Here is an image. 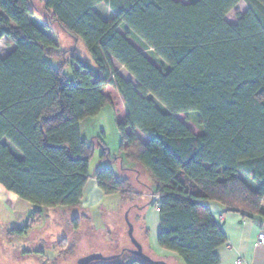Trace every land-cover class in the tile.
I'll return each mask as SVG.
<instances>
[{
  "label": "trees",
  "instance_id": "1",
  "mask_svg": "<svg viewBox=\"0 0 264 264\" xmlns=\"http://www.w3.org/2000/svg\"><path fill=\"white\" fill-rule=\"evenodd\" d=\"M242 1L248 10L232 25L226 18ZM42 3L69 36L84 42L92 64L73 57L70 75L66 63L51 64L61 53L30 0H0V42L15 47L0 58V184L36 209L34 219L43 208L80 206L95 149L81 125L112 106L105 95L111 87L127 112L117 125L123 155L111 159L100 141V159L127 160L149 174L160 250L184 264H220L216 252L227 239L209 205L264 223V0ZM103 3L111 20L95 10ZM112 59L137 87L117 74ZM189 113L199 116L201 135L177 117ZM93 178L106 196L131 193L129 180L109 167ZM119 264L148 263L134 256Z\"/></svg>",
  "mask_w": 264,
  "mask_h": 264
},
{
  "label": "rangeland",
  "instance_id": "2",
  "mask_svg": "<svg viewBox=\"0 0 264 264\" xmlns=\"http://www.w3.org/2000/svg\"><path fill=\"white\" fill-rule=\"evenodd\" d=\"M177 1L188 2V0ZM30 2L33 16L43 26L49 27L57 44V51L61 53L49 59V62L56 67L66 63L64 72L68 75L71 74L73 57L81 58L92 64L84 42L72 38L54 22L44 10L42 0H30ZM102 8L105 7L101 6L97 9L103 17L100 16L105 20L112 19L114 16L112 11L108 8L110 15L108 16V13L104 15L101 12ZM226 19L229 23H236L238 16L233 11ZM119 31L125 35L122 28ZM129 40L158 68H163V65L149 52L144 51L136 40L132 38ZM14 48L8 39L2 40L0 58H6ZM112 62L117 74L137 87V81L118 62L113 59ZM105 95L111 100L112 106H107L97 118L81 125L83 138L95 143L94 155L89 166L90 180L85 189L82 204L75 208H43L41 222L35 224L29 233L23 235L10 234L13 231L8 225L14 220H10L9 217L17 218L15 221L18 224L17 230H19L24 228L23 226L27 224L24 220L27 221L29 217H32L36 209L0 204V264H77L80 259L92 254H100L104 257L119 256L120 258L112 261H95L91 264H119L126 258H134L129 252L134 249L129 235V224L134 229V239L142 246L145 255L154 261H163L166 264H184L179 258L161 254L155 247L153 235L156 226L153 228L152 220H150L151 226L148 224L146 217L148 211L144 209L153 199L151 193L153 181L149 174L139 165L127 160L122 163L119 159L117 162L100 159L103 151L100 141L109 148L111 159L123 155L122 140L114 113L116 111L119 116L124 117L121 97L111 87L107 88ZM177 117L196 135L202 134L199 125L200 118L196 113L177 115ZM140 135L144 140L146 139L141 132ZM102 167L111 168L119 180H129L131 193L126 196L94 194L91 186L94 182L93 176ZM154 198L157 197L154 196Z\"/></svg>",
  "mask_w": 264,
  "mask_h": 264
},
{
  "label": "crops",
  "instance_id": "3",
  "mask_svg": "<svg viewBox=\"0 0 264 264\" xmlns=\"http://www.w3.org/2000/svg\"><path fill=\"white\" fill-rule=\"evenodd\" d=\"M101 6L105 7L101 9V12H103L104 15L108 13L109 16L110 15V12L108 10L109 7L106 3L96 6L95 7L96 12L98 13L97 9ZM247 10H248L247 4L244 1H242L237 5V7L233 11L238 16L239 19V16L244 15L247 12ZM98 14L101 15L100 13ZM237 22L238 20L236 21V23H230V24L236 25ZM123 109H124V117L119 116L116 111L114 112L115 117H117L116 118L117 124L126 122L127 112L124 107V104H123ZM135 133L141 142L143 143L147 142L148 140L147 137L144 135L146 137V139L144 140L140 135V131L137 130L135 131ZM10 149L19 157V153L16 150H14L12 147ZM91 186L94 194L98 196L104 195V193L99 189L98 183L95 180ZM152 198H153L152 202L149 204V206L147 205L148 207L144 209L148 211L146 216L148 218V224L151 226L150 220H152L153 228L156 226L155 233L153 235V238H155V247L159 252H161V254H168L172 257L178 258L177 255L175 254H171L160 250V248L157 245V236L160 227L158 198H154L153 195ZM91 200H93V198H91ZM0 204H3L5 206L7 204H10L12 206L19 205L21 208L24 209H29L30 207H32L30 203L20 199L17 195L7 191L1 184H0ZM209 209L214 219L220 226L224 236L227 239V243L224 246L220 247L216 252L220 264H264V245H260L258 242L259 234L262 231H264V223L258 220H253L248 218L246 219L241 214L227 212L218 205L211 204L209 205ZM9 218L10 220L11 219L14 220L12 222L13 225L12 223L8 225V227L9 226L12 227L11 231H13L10 234L15 235L18 231L17 230L18 224L15 221L17 220V218L16 219L15 217H9ZM41 218L42 217L34 219L33 217H29L27 221L24 220V223L27 224L23 227L30 226L29 228L30 230L32 227H34L35 224L41 222L40 221ZM26 253H31V252H26Z\"/></svg>",
  "mask_w": 264,
  "mask_h": 264
},
{
  "label": "water",
  "instance_id": "4",
  "mask_svg": "<svg viewBox=\"0 0 264 264\" xmlns=\"http://www.w3.org/2000/svg\"><path fill=\"white\" fill-rule=\"evenodd\" d=\"M133 232H134V229H133L132 225L129 224V235H130L132 242H133V245H134V249L130 250L129 252L133 256L139 258L140 260L145 261L148 264H166L163 261H154L150 257H148L147 255H145L143 252L142 246L134 239ZM118 257L119 256L104 257L100 254H92L90 256H87V257L80 259L77 264H91L92 262H95V261H112V260L117 259Z\"/></svg>",
  "mask_w": 264,
  "mask_h": 264
},
{
  "label": "built area",
  "instance_id": "5",
  "mask_svg": "<svg viewBox=\"0 0 264 264\" xmlns=\"http://www.w3.org/2000/svg\"><path fill=\"white\" fill-rule=\"evenodd\" d=\"M258 242L260 245H264V231H262L258 236Z\"/></svg>",
  "mask_w": 264,
  "mask_h": 264
}]
</instances>
